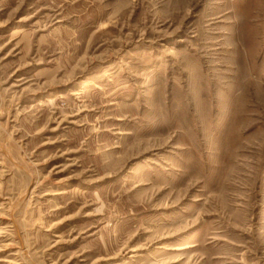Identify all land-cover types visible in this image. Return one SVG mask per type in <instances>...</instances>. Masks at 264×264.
Masks as SVG:
<instances>
[{"label":"rangeland","instance_id":"374dc122","mask_svg":"<svg viewBox=\"0 0 264 264\" xmlns=\"http://www.w3.org/2000/svg\"><path fill=\"white\" fill-rule=\"evenodd\" d=\"M0 264H264V0H0Z\"/></svg>","mask_w":264,"mask_h":264}]
</instances>
